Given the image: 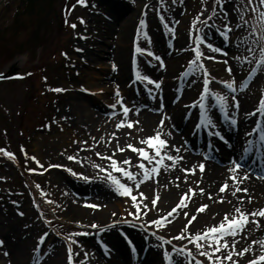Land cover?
<instances>
[{"label":"rangeland","instance_id":"obj_1","mask_svg":"<svg viewBox=\"0 0 264 264\" xmlns=\"http://www.w3.org/2000/svg\"><path fill=\"white\" fill-rule=\"evenodd\" d=\"M40 4L41 2L37 3L38 8ZM26 5L27 3L23 6V0H0V74H2L0 149L5 150L0 152V177H3L0 179V238L4 240L5 247L12 251L8 253L6 259L0 258V264H5L7 260L21 264L23 259L28 261L34 259L37 264V257L40 258L39 264H67L69 237L77 241L72 247L80 254L74 256L75 264H80V261L84 264H97L95 258L98 259V264H113L111 261L114 257H118V264H131L130 257L128 261L121 259V255L125 253V247L121 246V243L117 242L115 247L111 246L112 242L121 241L120 236H125L124 232L131 235L134 243H130L136 244L133 246L135 249L145 245L144 240L149 242L148 253L152 254L155 251L156 259L162 264H167L163 259L165 250L169 251L176 260L183 261L182 257L171 252L173 245L178 248L187 246L193 249L196 260L203 259L196 253L194 245L188 244L187 240L169 238L156 231L155 229L158 228L155 225H144L140 218L129 215L135 212L130 197L119 195L111 184L98 178L105 174L93 165H104L107 161L101 160L95 153H102L98 147L106 143L108 138L103 135L96 136L94 133L103 129L107 132L105 135H111L113 132L123 130V128L117 130L115 127L123 118L121 106L118 105L116 109L110 107L118 99L115 95L117 86L123 101L133 109L129 119L140 122L132 129L128 128V133L135 135L132 139L140 141L141 138L153 135L163 115L166 113L169 118L174 115L177 108L180 109V115L184 114L190 123L191 118H188V114L195 109L186 98L196 100L202 91L203 82V72L199 69L188 76L183 73L194 56L193 41L190 38L193 32L192 21L201 12L210 15L211 9L217 7L215 0H176L175 3L173 0H164L163 3L161 0H87L85 5L77 4V0H50L46 8L42 4V11L40 10L37 16L32 15V12L30 16L29 6ZM73 5H76L75 8L72 7ZM233 6L234 0H228L225 10ZM108 8H112L111 11H108ZM161 15L164 16V21L159 19ZM79 18H83L84 23H81ZM141 18L147 22L145 31L148 32L151 43H148L142 34L137 39ZM66 19L67 23H65ZM73 23L76 24V28L71 27ZM223 23L221 18H216L217 27ZM164 24L175 29L174 37ZM205 31L209 32L210 42L218 44L217 46L221 45L219 33L209 29ZM235 35L246 37L247 33L238 31ZM81 37L88 39L86 41V38ZM123 38L129 41L125 77L123 80L119 79L121 68L119 70L117 68L113 70L116 73L111 71L115 75V80H110L109 70L115 64L114 60H118L119 63L117 52ZM137 44L146 46L154 55L150 57L135 53ZM78 47L82 48L83 52H78ZM202 48L206 53L203 63L210 77L215 78L210 87L214 91H221L222 84L219 81L232 78L227 71L229 65L223 63L225 57L222 53H211L204 46ZM224 48L231 54L233 48ZM109 52H112L111 55ZM62 53H67V56ZM155 55L162 58L163 67L155 60ZM210 55H215L217 59H207ZM232 63L234 62L230 60L229 64ZM137 65L142 74L161 81L162 87L156 90L147 82L137 81L135 77ZM255 67L254 63L245 64L246 71H237L235 76L237 79L246 76V72ZM184 77L187 80L181 81ZM249 81L251 83H248ZM244 82L248 83L246 89L238 88L237 92L231 94L236 96L239 103L249 100L255 102L264 96V73L255 75L254 79L252 76H246ZM57 87L65 91L57 93L51 90ZM148 89H152V94L158 95L157 106L160 114L159 111L152 113L139 106L138 99L143 97ZM227 91L223 86L221 92ZM71 102L82 104L84 113L91 108L87 110L92 113L90 122L85 120L83 124L82 121L78 123ZM229 102H232L231 97ZM177 103L181 107L176 106ZM64 110L67 111L65 115H63ZM113 112L116 113L115 116L112 115ZM168 118L165 119V125L170 126ZM76 122L79 125H76ZM84 124L88 128L85 129ZM93 137L96 138L95 141ZM83 141H87V145L82 143ZM183 148L190 157L200 160L194 164L197 168L195 174H189L185 182L186 186L196 189V193L190 194L188 207L180 209L192 215V213L197 214V207L194 206L196 211H192L189 205L194 203V197L198 198L200 195L198 190L200 184L197 182L201 178V172L198 165L206 162L204 156H207L206 151H209V146L184 142ZM219 150L228 154V160L233 159L235 149L220 147ZM7 151L12 152L15 159L8 158L5 154ZM70 155L76 156L77 159L69 160L67 157ZM33 156L39 160V164L31 159ZM127 157H132L135 165L138 157L131 149L123 153L117 152L115 156L116 159L121 158V160ZM50 164L62 167L49 168ZM40 165H43V168ZM228 166L231 168L233 165L230 163ZM67 169L82 173L90 179L84 180L81 176L72 175ZM154 175L153 179L156 185H159L156 189L143 184L137 190L133 185V194L146 191L145 203L149 206L145 211L147 215L148 213L152 215V210H156V206L160 205L163 198L171 191V188L165 186L166 184L158 181L159 178L156 180ZM92 182L103 184L102 192L95 197L81 194V198L77 200L75 197L80 190L76 191L75 186L80 183L88 186ZM36 185L40 187L37 188ZM157 194L159 195L157 204L152 206L151 201ZM81 199L82 202H79ZM14 201L16 203H13ZM96 202L110 205L108 211L116 213L113 217L120 223L117 227L124 230L121 233L117 229L115 230L117 232H112V235L109 234L107 238L101 239L100 241L109 247L103 250H98V237L102 235L100 229L106 224L91 222L87 217L76 216V211L74 212V208L81 203L89 205ZM103 210L105 211L100 208V211ZM21 212L24 215H20ZM188 218L184 217L182 220L184 227ZM93 223L99 227L92 228ZM191 227L192 224L187 225L186 230ZM43 232H47L48 236L45 237V242L40 244L41 251L36 253L33 249L38 243V236ZM197 232L200 230L192 233ZM76 233L81 235L76 236ZM133 237L135 239L139 237L140 240L136 241ZM159 237H163L164 240ZM165 240L171 243L165 244ZM133 250L131 248V252ZM139 251L135 253L136 261L140 256V261L136 264H145L146 261L141 263V260L145 259L147 253L144 255L145 252L141 248ZM83 253H87V256L85 257Z\"/></svg>","mask_w":264,"mask_h":264},{"label":"snow or ice","instance_id":"obj_2","mask_svg":"<svg viewBox=\"0 0 264 264\" xmlns=\"http://www.w3.org/2000/svg\"><path fill=\"white\" fill-rule=\"evenodd\" d=\"M164 0H161L163 3ZM175 3L176 0H173ZM217 7H213L211 9L210 15H205L204 12H201L198 16H196L192 21V29L193 32L190 34V38L193 41L192 51L194 53L193 58L190 60L187 70L184 72L185 76L192 74V72L196 69H199L203 72V82H202V91L199 94V99L197 101L192 102V107H198V119L199 122L195 124V128L200 129L202 127L217 129L220 127V124L217 122L215 109H219V113L223 114L224 121L234 127H239L238 119L234 118L229 109L238 110L239 109V100L236 96L231 95L232 93L237 92L238 88L243 90L248 87V83H245L246 76H252L253 79L255 75L260 73H264V0H234V6L225 10V4L228 3V0H215ZM87 0H77V4L85 5ZM76 5L72 7L75 8ZM67 7V6H66ZM147 7V5H145ZM207 11V8H205ZM231 12V15H230ZM146 15V14H142ZM203 17V19H201ZM221 18L224 23L219 27L216 26V18ZM81 23H84L83 18H79ZM161 21H164V16L161 15L159 17ZM67 23V19L65 20ZM175 23H179V21H175ZM72 28H76V24H71ZM164 27L169 28L168 24H164ZM147 28V22L144 18L139 20V27L137 29V39H139L142 34L148 43H151V39L149 34L145 29ZM205 29L215 30V32L219 33L222 38V43L220 46H217L214 42H210L208 40L209 32L205 31ZM238 31L246 32L247 36H236L235 33ZM169 32L174 37L175 29L169 28ZM86 38V37H81ZM233 44L234 47L231 51V54L228 50L223 47V43ZM207 49L208 52L220 54L222 53L225 59L223 63L225 65H229L227 67L228 73L231 75V79L220 80L219 83L222 84L228 91L222 93L221 91H214L210 84L214 77H210V73L203 63V58L206 53L204 49ZM135 53L148 56H153L154 53L146 46L142 47L139 44L135 47ZM67 56V53H62ZM207 59L216 60L217 57L215 55L207 56ZM155 60L158 62L159 66L163 67L164 62L159 55H155ZM233 61L234 63L229 64V61ZM151 62V61H149ZM135 64V59L133 60ZM255 64L256 67L252 68L250 71L246 72V76L237 77L235 73L237 71H246L244 66L245 64ZM113 69H116V65L113 64ZM31 75V73H28ZM135 77L137 81L147 82L152 85H155L156 89L161 87V81H157L152 79L149 75L142 74L139 70V66L137 65V69L135 71ZM0 78H2V74H0ZM47 78L45 77V80ZM57 93L65 91L62 88L51 89ZM84 91H88L84 89ZM149 94H151L152 89H148ZM115 95L118 97L117 101L110 105L112 109H116L118 105L121 106L122 116L123 118L115 125L116 129L119 130L123 127H127L132 129L135 125H138L139 120H131L129 119V114L133 111L127 103L123 101L121 98V93L119 87L117 86ZM229 97H231V104L229 102ZM155 98V97H154ZM138 112V110H137ZM255 119L253 126L250 130L245 131V141L241 144V154L236 158L230 160V163L233 165L228 169L229 173H237V175H230L229 180L232 181L233 184H241L243 181L240 179V172L243 169L242 160L245 158V154L252 153L253 151L261 152L264 150V96H261L258 102L257 107L251 112L247 113L248 117H257ZM112 115H116L115 112ZM168 118L165 113L159 124L157 126V130L153 135L147 136L146 138H141L139 144L142 146H135L132 143H128L126 147L117 146L116 149H113L110 155H105L101 152H96L95 155L100 157L101 160L108 161V166L105 167L102 164H94L93 166L100 169L105 175L103 177L98 176V178L105 180L109 184L113 186L115 191L124 197H130L131 202L135 205L137 211L134 213H129V215H135L137 219L139 215H147V212H143L141 210L142 200L138 201L137 194H133V185L135 189L139 190L141 185L145 181H149L152 179L153 174L159 175L161 169L167 170L169 167H175L176 164L182 161L185 157L182 155H175V153L180 152V148L175 145L170 144V141L165 138V136H170L171 132L165 133L163 128L165 126V119ZM55 122V121H54ZM50 126V125H49ZM142 130V129H141ZM256 134V139H247V137L252 134ZM218 137L220 140H224L225 137L221 135L220 131H215L214 133H210ZM131 135V133H129ZM117 137V132H113L106 143L111 144L112 140ZM94 141L95 137L92 138ZM103 140V137H101ZM85 145H87V141H83ZM98 143V141H97ZM127 149H131L132 152L136 154L138 157L135 165L132 163V157H127L122 160H118L115 158L116 152H125ZM4 149H0V152H4ZM8 158L15 159V156L12 152H5ZM25 156L27 157V153L25 152ZM69 160H76V156H68ZM32 160L36 161L39 164V160L35 156L31 157ZM165 161L171 162L166 164ZM147 162V163H145ZM136 167L142 171H133L132 167ZM43 168V165H40ZM51 167H62L61 165H49ZM199 171L203 173L205 170V163L201 162L198 165ZM72 175L81 176L84 180L90 179L87 176H83L82 173H76L72 169H67ZM29 171H35V169H29ZM185 172H191L195 174L197 168L195 166L191 168H185ZM118 173L119 176L114 174ZM243 179L249 178V173L247 171H243L242 173ZM126 178V181H125ZM3 179V177H0ZM177 180L180 178L177 177ZM184 180L187 181V176L184 177ZM200 182L198 181L197 184ZM179 186V185H177ZM37 188L40 185H36ZM229 188L228 181H225L224 184L219 188V192L223 193L226 189ZM200 193H204V189H199ZM237 192L247 193V188L237 187L232 192V195L235 196ZM196 189L190 188L188 192L184 193L178 203L171 208L166 215L160 216L157 219L149 221L150 224L155 225L157 228L164 227L168 221V217L172 216L177 212V209H185L188 207L187 198L189 194L195 195ZM140 197H143L145 200L147 197L142 191L138 192ZM208 198H212V193H208ZM159 199V195H156V198L151 201L152 206H156L157 201ZM241 202L247 199L251 202V196H241L238 198ZM224 197H220V202H223ZM13 203H16L15 201ZM48 203H53V201H48ZM92 208L101 207V205L91 204L89 205ZM38 207V205H37ZM145 209H148V204H143ZM209 205L202 204L197 208V214L203 213L205 209H207ZM150 210V209H149ZM197 214H192L189 217V213L187 211L183 212L185 217H189L187 221V225L192 224L193 221L197 219ZM20 215H24V213H20ZM116 215V213H113ZM252 218L251 220L249 218ZM257 217L264 218V208H260L259 210L247 211L242 210L241 206H234V214L230 215L229 213H225L222 220L216 224L209 227H206L204 230L197 232L195 234L189 233L185 235L182 230L179 235L173 237V239L177 240H187L188 244L194 245L196 253L202 257L203 259L196 260L193 249L188 248L187 246L176 247L172 246L171 252L176 253L177 256L183 258V261H177L175 257L170 255V252L165 250L163 251V259L167 262V264H225V262H230V264H240L238 259H234L233 257L244 258L245 256H249V258L245 261V264H264V240H251L248 242V237L251 236L253 229L248 227L249 224H254L255 228L259 230L261 228V221L256 219ZM185 225V228H187ZM92 228H98L99 225L93 223L91 225ZM101 231L103 229H100ZM243 234V235H242ZM76 236L81 235V233H76ZM48 236L47 232H43L38 236V243L34 247L33 251L39 253L41 251L40 244L45 242V237ZM240 236V240L244 241L247 246L240 247L239 250L238 244L240 241H237L235 238ZM227 237H231L232 239H227ZM159 239L164 240L163 237H159ZM70 243L67 247V264H75L74 256L80 255L76 253L72 247V244L77 243L76 240H73L69 237ZM4 240L0 239V246L4 245ZM165 244H170L171 241L165 240ZM259 244L260 250L259 254L253 248V245ZM5 256L8 255L7 252L4 253ZM86 257L87 253H83ZM37 264L40 262V258L37 257ZM80 264H84L83 261H80Z\"/></svg>","mask_w":264,"mask_h":264},{"label":"bare ground","instance_id":"obj_3","mask_svg":"<svg viewBox=\"0 0 264 264\" xmlns=\"http://www.w3.org/2000/svg\"><path fill=\"white\" fill-rule=\"evenodd\" d=\"M109 6H111V5H109ZM111 9L112 8H108V11H111ZM121 18L122 17H120V19ZM87 39H88V37H86V41H87ZM128 48H129V41H126L123 38L122 41L119 43V49L117 52V59H119V64L121 66V72L119 75L120 80H123L125 77L124 74L126 72L125 68H126ZM77 51L83 52V49L78 47ZM109 53L111 55L112 52H109ZM188 98L189 99L186 98V100L188 101V103L190 102L191 105H192L193 101H196V100H192L190 97H188ZM198 98H199V96H198ZM188 103H185V104H188ZM146 105L150 106V107H154L156 105V103L147 99ZM71 108H73L72 110L77 116L75 119L79 120L78 123H80L82 121V124H83L85 120L90 122V118L92 116V113H89L87 111L88 109L86 110V113H84L82 110V108H83L82 104L79 103V105H78V104L71 102ZM65 114H67L66 110L63 111V115H65ZM179 114H180V109L177 108L175 116H172L168 121L171 123V125L170 126L165 125L163 128V131L165 133L171 132L170 136H165V137L170 141V144L175 145L176 147L180 148L179 153L173 152V154L182 155L185 158L182 161L178 162L175 167H169L167 170L162 168L161 172L158 176L154 175L156 180L159 178L158 181H161L163 184H166L165 186H167V188H171V191L169 193H167L165 198H163V200H162L163 202L160 205L156 206L157 207L156 210H152L153 211L152 215H151V213H148V215H143V214L139 215V218L141 219V221L144 225H150L149 221L157 219L160 216L166 215L167 212L178 203V201L181 199L182 195L184 193L188 192L190 189L189 186L185 185L186 181L184 180V177L185 176L188 177V175L191 172H185L184 169L193 167L195 162H197V161L194 160L193 158H191L186 153H184L183 141H190V139H189L190 131L184 125L182 128L183 120ZM78 123L76 122L75 124L79 125ZM83 126L85 129L88 128V126H86L85 124ZM181 128H182V130H181ZM99 130L96 131V133H94L96 136L103 135L109 139V137L111 135H105L107 132H104L103 129H101L100 131ZM178 130L181 132H179ZM125 131L127 133H125ZM133 136H135V135L134 134L129 135L128 128L124 127V129L122 131L117 133V137L112 140L111 144H108V143L100 144L98 147L99 151H102V153H105L106 155H110L112 150L117 148L118 144L121 147H126V145L128 143H132L134 145L137 144L138 146H140L139 141L132 139ZM233 140L236 141L235 139H233ZM233 144L235 146H237L238 143L235 142ZM219 154L222 157L225 156V153L222 151H220ZM118 160H121V158ZM132 163H134L133 160H132ZM165 163L168 164L171 162L165 161ZM104 165H105V167H107L108 161ZM210 165L211 164L209 162H207V166H210ZM211 166H214V165H211ZM260 166L264 167V164H261ZM208 168L210 170V173L207 176H204L203 179L199 183V184H201L199 186V189L203 188L204 193H200V195H198V198L194 197L193 198L194 203L192 205H189V206H190V210H192V211L195 210V207L198 208L202 204H207V205H209V207L207 209H205V211L203 213L199 214L197 216V219L192 222L191 229L186 230V228L182 225V223H183L182 220L185 216L183 215L184 211L179 210L176 213H174L172 216L167 218L170 220V222L166 223L164 227L155 229L156 231L163 233L164 235L168 236L169 238L177 236L182 230L184 231L185 235H188V233H192L193 231L195 232V230L202 231L206 227L218 224L222 220L225 213H229L230 215L234 214V206H241L242 210L246 209L247 211L259 210L260 201H261L262 197L264 196V179H258L256 181H254L253 179H249V178L243 179V176H241L240 179L243 182L241 184H233L232 181L229 180V176L232 174L229 173L227 166L224 167L223 169L217 168V167H215V168L208 167ZM136 169L137 168L133 166L131 170L134 171ZM177 177H179L180 179L177 180L176 179ZM149 181H152V182L143 183L144 186L147 185L148 187H151V189H156L159 186V185H156V181H154L152 179H150ZM225 181H228L229 188L226 189L225 192L221 193V192H219V188L224 184ZM177 185H179V186H177ZM237 187L247 188L248 192L247 193L237 192L236 195L233 196L232 192ZM97 189H100V188H97ZM97 189H96V187H94L93 189L85 188V193L87 192L86 194H88L90 196L92 195L91 197H95V196H97V194H99L101 192ZM143 193L146 196V191H143ZM208 193L213 194L211 199L208 198V195H207ZM136 194H137L138 201H140V200L143 201V203H141V210L143 212H145L146 209L143 207V204H146L145 203L146 200L143 197H140L138 195V193H136ZM189 196H190V194H189ZM189 196H188V198H189ZM221 196L224 197L223 202H220ZM241 196H244V197L251 196L252 200H251V202H249L247 199H245L243 202H241L238 199ZM77 200H79L78 197H77ZM79 202H82V199ZM91 204L101 205V207L92 208L89 206ZM89 205H88V203H81V205L74 208V212L76 211L75 212L76 216L80 215L81 217H83V216L85 218L87 217L89 219V221H91V222H97V221L99 223L102 222V224H106L105 226L102 227L104 230H106L108 228H111V230H113L114 228H116L117 226L120 225L118 220L113 217V213L108 211L110 209V205L103 204L100 202L89 203ZM80 206H82L83 209ZM100 208L105 209V211L104 210L100 211ZM132 208H133V210H135V212L137 211L134 204H133ZM182 215H183V218H182ZM190 216L191 215H189V217ZM249 219L251 220L252 218L250 217ZM256 219H258V218H256ZM259 220L261 221V228L259 230H257L255 228L254 224L248 225V227L253 229L251 236L248 237V242H250L251 240H257V241L264 240V218H260ZM112 232H114V231H112ZM136 239H137V241L140 240L139 237H136ZM227 239H232V238L227 237ZM235 239L237 241H240V243L238 244L237 250H239L240 247L247 246L244 241L240 240V236H237ZM153 246H155L157 248V250H159V248L156 245L153 244ZM4 248H5L4 246H0V252ZM253 248L256 251V253L259 254L260 245L259 244L253 245ZM124 251H125V253L123 255H121V259H126L128 261V258L130 257L129 261L131 262V264L139 263L140 256H139V259L136 261V257L130 251V249L125 248ZM4 253L5 252H1L0 256L2 255L6 259V256L4 255ZM128 254H129V256H128ZM113 256H115V255H113ZM234 257H235V259H238L239 261L243 262L244 264H245V261L249 258V256H245L244 258H239L236 256H234ZM95 259H96V263L98 264L99 263L98 259L97 258H95ZM12 260H14V259H12ZM143 261H146L145 264H162L158 260H156L150 256L145 258L144 260H141V263ZM177 261H179V260L177 259ZM111 262L113 264H118V257H114ZM23 263H26V262H23ZM23 263L21 261V264H23ZM5 264H14V262L7 260Z\"/></svg>","mask_w":264,"mask_h":264},{"label":"trees","instance_id":"obj_4","mask_svg":"<svg viewBox=\"0 0 264 264\" xmlns=\"http://www.w3.org/2000/svg\"><path fill=\"white\" fill-rule=\"evenodd\" d=\"M48 1H50V0H34V1L33 0H23V6H25V4L27 3L26 6H29V10H30L29 11L30 12L29 15L32 12V15L35 14V16H37V14H39V11L40 10L42 11V4L46 8ZM38 2H41L40 8H38V6H37Z\"/></svg>","mask_w":264,"mask_h":264}]
</instances>
